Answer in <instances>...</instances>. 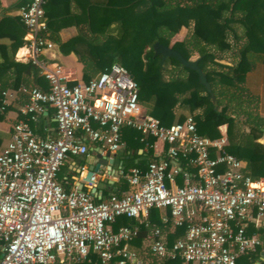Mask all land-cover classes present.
I'll return each mask as SVG.
<instances>
[{
    "label": "built area",
    "instance_id": "2783aa9c",
    "mask_svg": "<svg viewBox=\"0 0 264 264\" xmlns=\"http://www.w3.org/2000/svg\"><path fill=\"white\" fill-rule=\"evenodd\" d=\"M44 4L32 0L19 11L30 60L50 87L20 90L28 96L25 119L0 144V264H146L130 246L139 227L113 225L122 217L148 222L154 209L169 211L161 217L164 228H186L168 246L162 229L152 227L149 253L161 264H237L247 255L264 264V178L243 173L242 161L226 151V136H200L193 116L164 126L146 114L137 83L121 67L70 86L61 67L41 59L55 46ZM17 93L2 92L0 115ZM47 107L54 110V137L38 136L29 123ZM124 128L140 132L142 142L153 137L156 149L167 147L145 171L134 167L124 175L128 192L96 203L93 194L58 183L61 167L85 155L87 143L112 153L124 148ZM250 227L258 233L248 234Z\"/></svg>",
    "mask_w": 264,
    "mask_h": 264
},
{
    "label": "trees",
    "instance_id": "16d2710c",
    "mask_svg": "<svg viewBox=\"0 0 264 264\" xmlns=\"http://www.w3.org/2000/svg\"><path fill=\"white\" fill-rule=\"evenodd\" d=\"M46 2L45 18L49 15ZM102 5L97 12L92 9L89 14V29L94 39L89 42L82 37L78 39L86 46L84 50L91 61L103 71L118 65L133 76L139 104L162 125L182 123L188 113L195 118L200 136L212 140L226 136V151L244 163L243 173L254 180L264 178V144L259 142L264 136V117L259 111V97L246 86L248 74L264 66V0H104ZM55 20L46 19L49 29ZM189 27L191 32L183 41L172 42L182 28ZM156 43L180 52L186 60L197 55L217 106L199 83L195 71L174 59L161 63V58L154 56ZM76 54L88 66L87 56L78 50ZM20 67L33 76V82L42 91L49 90V82L40 76V69L31 60ZM19 85L18 81L13 87ZM6 88L0 84V106ZM224 126L225 133L221 130ZM125 133L132 134L141 146H152L156 141L149 137L142 142V134L131 128H124L123 140ZM127 149L132 147L128 145ZM149 163L134 167L145 171ZM120 226L139 227L131 248L145 261L147 254L150 263L146 264H161L149 253L147 239L153 226L163 231L158 209L151 211L148 222L122 217L114 229ZM173 229L166 235L168 246L186 232L185 227ZM255 233H258L256 229L250 227L248 234ZM91 258L95 260V256ZM254 261V256L247 255L237 264H254ZM177 263L168 260L163 264Z\"/></svg>",
    "mask_w": 264,
    "mask_h": 264
},
{
    "label": "crops",
    "instance_id": "0c3cea01",
    "mask_svg": "<svg viewBox=\"0 0 264 264\" xmlns=\"http://www.w3.org/2000/svg\"><path fill=\"white\" fill-rule=\"evenodd\" d=\"M31 1L0 0V84H4L8 91L18 92L17 99L11 102L0 118V144L4 145L11 139L13 125L25 119L21 114V108L28 102V96L20 92V90L22 88L32 87L42 90L33 82V76L24 73L20 67L21 65L23 66L29 63L30 51L27 48L29 35L20 22L19 11ZM103 1L47 0L46 2L47 10L49 11L46 19L48 22L56 19L50 28L51 35L55 39V46L53 49L45 51L41 57L48 66L61 67L70 86L78 83H88L90 80L99 76V74L105 72L91 61L90 57L85 53L86 50L84 49L86 46H83L78 40L79 37L84 38L86 42L94 39V34L89 29V14L92 9L97 12L99 6H103ZM97 25H100V20L97 21ZM21 50H23V55H21ZM76 50H78L79 54L87 56L86 61L88 66L86 62L84 63L79 59ZM115 67L120 66L115 65L113 68ZM40 76L45 79L41 73ZM18 81L20 82L19 87L14 88L13 85ZM246 86L249 91L259 97V111L264 117L263 65L256 67L248 74ZM29 123L33 131L40 137H54L56 134L54 110L50 107H47L45 112L36 121H30ZM223 132H226V126L223 127ZM124 142V148L115 153L109 152L100 144L87 143L88 151L85 155L79 157L70 156L61 167L57 176L58 183L66 191L81 189L91 194L92 189L96 187L97 191L93 194L96 203L107 200L112 195L128 192L130 187L124 175L134 168L135 165L159 161L162 158V151H165L167 147L158 145L156 149L154 147L156 141L152 143V146H141L130 133H125ZM259 142L264 144V136ZM128 145L132 147L131 150L127 149ZM102 149L104 150L103 156L108 153L111 155L109 164L101 168L98 174H96L94 185H91L86 182V174L96 161V156L101 155ZM112 160L113 164H111ZM178 185H182L180 178L178 179ZM165 212L160 211V216L162 217ZM115 225H113V229ZM121 227L126 226H120L114 230L117 231ZM163 231L166 237L174 229L172 227H163Z\"/></svg>",
    "mask_w": 264,
    "mask_h": 264
},
{
    "label": "water",
    "instance_id": "95a60500",
    "mask_svg": "<svg viewBox=\"0 0 264 264\" xmlns=\"http://www.w3.org/2000/svg\"><path fill=\"white\" fill-rule=\"evenodd\" d=\"M153 50H154V56L161 58V63H164V61L167 59H174L178 63H180L183 67L188 68L192 71H195L199 76V83L205 87L207 93L210 94V97L213 99L214 105L217 106V101L214 98V95L212 93L211 85L208 82L206 75L204 74L202 69L199 67L197 60H195V61L186 60L180 52H178V51H176L170 47H167L165 45H162L160 43L154 44ZM131 77L133 78V76H131ZM103 152H104V150L102 149L101 155L96 156V161L92 164V168H90L86 174V182L91 184V185H94L93 179H95L96 174H98V172L101 170V168L106 167L109 164V159H110L111 155H110V153H108L107 155L103 156ZM111 164H113V160H112ZM96 191H97L96 187H94L92 189V194H95Z\"/></svg>",
    "mask_w": 264,
    "mask_h": 264
},
{
    "label": "rangeland",
    "instance_id": "374dc122",
    "mask_svg": "<svg viewBox=\"0 0 264 264\" xmlns=\"http://www.w3.org/2000/svg\"><path fill=\"white\" fill-rule=\"evenodd\" d=\"M189 32H191V27L182 28L181 31L172 38V42L183 41L188 36ZM197 58H198L197 55H195L193 56L192 60L195 61L197 60ZM187 115L190 116L188 113ZM221 130L223 131V128ZM145 256L147 257L146 262L150 263V259H148L147 254Z\"/></svg>",
    "mask_w": 264,
    "mask_h": 264
},
{
    "label": "clouds",
    "instance_id": "9594fccd",
    "mask_svg": "<svg viewBox=\"0 0 264 264\" xmlns=\"http://www.w3.org/2000/svg\"><path fill=\"white\" fill-rule=\"evenodd\" d=\"M21 55H23V50H21Z\"/></svg>",
    "mask_w": 264,
    "mask_h": 264
}]
</instances>
